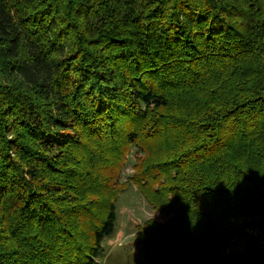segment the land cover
Segmentation results:
<instances>
[{"label": "trees", "instance_id": "trees-1", "mask_svg": "<svg viewBox=\"0 0 264 264\" xmlns=\"http://www.w3.org/2000/svg\"><path fill=\"white\" fill-rule=\"evenodd\" d=\"M130 185L149 264H264V0H0V264H97Z\"/></svg>", "mask_w": 264, "mask_h": 264}, {"label": "rangeland", "instance_id": "rangeland-1", "mask_svg": "<svg viewBox=\"0 0 264 264\" xmlns=\"http://www.w3.org/2000/svg\"><path fill=\"white\" fill-rule=\"evenodd\" d=\"M133 159L130 156L131 163ZM131 163L126 165L121 182H126L134 173ZM116 212L115 233L104 240L97 264H149L140 252L141 244L135 236L137 227L149 220L164 224L169 216L160 215L153 210L134 185L128 186L118 195Z\"/></svg>", "mask_w": 264, "mask_h": 264}]
</instances>
